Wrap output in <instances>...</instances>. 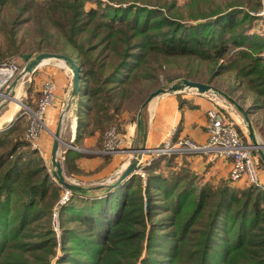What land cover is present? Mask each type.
Instances as JSON below:
<instances>
[{
	"label": "trees",
	"instance_id": "obj_1",
	"mask_svg": "<svg viewBox=\"0 0 264 264\" xmlns=\"http://www.w3.org/2000/svg\"><path fill=\"white\" fill-rule=\"evenodd\" d=\"M108 1L0 0V64L70 46L87 103L79 137L97 132L89 117L111 124L136 111L170 62L197 82L234 77L223 91L241 87L235 99H251L245 110L264 135V34L252 31L251 13L263 0ZM137 175L109 192L72 193L58 208L57 240L63 188L19 126L0 133V264H264V189L185 169L150 172L144 185Z\"/></svg>",
	"mask_w": 264,
	"mask_h": 264
},
{
	"label": "rangeland",
	"instance_id": "obj_2",
	"mask_svg": "<svg viewBox=\"0 0 264 264\" xmlns=\"http://www.w3.org/2000/svg\"><path fill=\"white\" fill-rule=\"evenodd\" d=\"M100 1L103 4H108V3L111 4L112 3V2H109L108 0H100ZM177 2L179 5L183 6L184 3L186 2V0H177ZM95 6L96 5L92 4V3L86 4L87 9L93 8ZM115 6H118V5H115ZM251 13L255 16H258L253 21L252 31L254 33H257V34L258 33L264 34V0H263L262 9H260L258 12H251ZM63 51L67 54V56H69V54L73 53L71 47L68 45L65 46ZM43 52H46V51H43ZM38 53H41V52H38ZM38 53H35L31 56H35ZM10 60H13L18 64V66L20 68V72H21V70L25 66V61L21 57H10ZM45 62H47V64L63 63L62 61H58L55 59H52L50 61H45ZM182 64L183 63H180V62H178V63L177 62H170L169 64L164 66V70L160 71L158 83L154 87L151 88L150 93H151V91H154L157 88H160V87L167 88L172 84L180 82L182 79H188V78H186V75H183L185 73V70L182 72V70H183V68L181 67ZM205 68L206 67L202 68V70L205 71ZM69 72L71 74V71H69ZM17 75H19V73ZM17 75H15V77ZM28 76H29L28 74L21 76L17 80L16 85H12V82L15 80V77H14V79L12 81H10L9 83H7V85H5V87L1 90V93L3 95H6L10 98L16 97L17 101L14 102L11 99L5 98V97L0 98V106H1L0 113L3 116L7 117L8 113L13 112V114H11L10 120H12V121H10V125H8V127L5 126L6 128H4V129H1L0 133L3 134L4 132L7 131L8 128L13 126L14 124L16 126H19L20 134H22L24 136V139L29 144L30 148L35 150L37 152V155L42 158L48 174L51 176L52 180L56 184H58L52 176V172L55 170V168L52 166L50 159H49V157H50L49 149L46 147L43 150V148L40 145V140L42 137V138H45L46 140H49V142L52 143L53 137H52L51 132H54L55 126L59 120V117L54 116V117H52V119H49L48 114L44 113L41 115L40 123L35 121L36 129L38 130L39 134H38L37 138L35 139L37 146L33 148V146L30 144V142L27 141L28 140V129H29L30 124L32 123V120L33 119L35 120V117H37L39 115V114H37L38 113V105H39V102L42 98V93H43V89H44L43 84L44 83H42V84L37 83L35 85L34 83H32V81H28V79H27ZM201 79H202L203 83L210 84L211 86H213L219 90H222V91L223 90L230 91L231 87L235 83V78L231 77L228 74H225L224 77H222V76L211 77L209 74L204 75V76L202 75ZM188 80H191V79H188ZM46 81L53 82L52 78H47ZM82 92H83V87H82V90L80 91V93L76 99V100L79 99V103L78 102L76 103L74 101L75 103L73 105H66V107H64L63 116H62L63 118L61 120V125H60V138H61V140H63V142H66V140L69 139V137L71 136V133H70L71 128L69 126L70 123L72 121L77 122V126H78V124H79V118H78L79 116L78 115L81 113L80 111H83L87 105L85 97H84V95H82ZM191 93H196V91L192 89V90H187V91H183V92L167 93V94L157 96V97L153 98L141 110L140 114L143 115L144 112L146 111V109H148L153 103H155V102H157L163 98H167L168 96L176 95L178 97V100H180V103H182V99L180 98V96H184V95L191 94ZM207 93L213 94L212 92H207ZM240 93H241V87H238L233 92V98L235 99L237 96L240 95ZM213 95L216 97V100H218V102H219L218 106L225 113L227 119H229L231 122H233V127L236 129L237 133H239L241 139L244 142H249L250 140L248 138V131H247L246 125L244 124V121H243L241 114L236 110V108L234 106L230 105L221 96H218L215 94H213ZM250 102H251V100L248 101V105L250 104ZM17 103H18L17 108L14 111H12ZM239 104H240V102H239ZM78 105L81 106V108L83 107V109L79 110ZM140 106L133 113L123 112L122 114L115 115L114 117H116V120H114V122H112L111 124L109 123L110 125L104 123L103 120H102L101 124H96V123H94V121H92V117L88 118L93 123L91 126L89 125V128H91V130L93 129L94 131H97V132H95V134L92 136H86V134L82 133L83 131L80 133L82 134L81 139H84L87 137L91 138V137L97 136V140H96V143L94 146L83 149V150H90L89 152H91L94 156L97 155L98 157H100L101 162L98 163V165H96L94 170H91L90 166L88 168L87 167L80 168L78 166V163H76V160L80 159V158H84L85 154L75 153V155H74L75 157H73L71 160H68V159L66 160L67 156L65 155L66 153L64 154V152L68 146L64 143L59 144L57 158L60 161L62 174L65 177L67 182H71V183H75V184L80 185V186L92 188V187H95L97 185H100L101 183L107 184V182H108V184H109V183H111V181L112 182L114 181L113 179L116 176H118L126 167L120 168L118 166V167L114 168V170H113L114 172H111L112 174L105 172L101 176H99L98 174L94 175V173H98V172L102 171L107 165L111 164L110 158L116 154H119V152H120L119 150H122L121 147L124 146V145H122V142H121L119 147H116L117 148L116 150H118V151L111 152V153H105L104 152L105 151L104 132L108 128H110L111 126H115L117 128V131H119V133L121 134V132H120L121 120H123L124 117H127V116H129L133 120H135L138 117ZM242 106L244 109L247 108L245 103H243ZM250 116L253 117L252 115H250ZM250 116H249V118L251 119ZM256 116H258V117H256V119L257 118L261 119L262 117H264L263 114H259ZM254 118H255V116H254ZM99 127H101V131H100V129H98ZM78 130L79 129L77 128V131ZM120 138L122 139L121 136H120ZM138 144H141V143H138ZM78 147L84 148V146L81 144H78ZM133 151H134V149L123 150L121 152L127 153L131 159ZM91 153L89 155H92ZM176 155L177 154H171V155H161L158 157H154V155H152L147 150L144 151L142 153L143 157H142V163L141 164L144 166L143 172L145 175H144V177L137 175L139 178L142 179V185L145 184L144 180L146 179L147 174L150 172L161 173L165 176H169L172 172L179 171L180 169H185L188 173L195 175L198 179H201L202 182H205L203 180V178L201 177V175H199L198 173L193 171L189 166H184L185 165L184 163H182L180 165L176 161ZM178 155H180V154H178ZM127 164H128V162H127ZM154 164H157V165L159 164V165L156 166ZM137 166H139V163ZM152 166H155V168H153ZM257 167H258V173L260 174V170L264 169V166L261 162H258ZM147 168H149V171L147 170ZM260 180H261V178L259 179V181ZM220 181H222V180H220ZM224 181L228 182L230 186L234 187L228 181V177ZM206 182H208V181H206ZM219 182H217V183H211L210 182V183L217 185ZM126 183H128V182L126 181L123 184H126ZM247 186H249V185H243L242 184V185H239L235 188H243V187H247ZM263 189H264V187H263ZM93 192L94 191H92L90 193L92 194ZM57 207H58V205L56 206V210H54V213L52 214V225H53L54 231L56 232L57 240H59L60 239V225H59V216H58ZM58 255L62 256L63 254H60L58 252Z\"/></svg>",
	"mask_w": 264,
	"mask_h": 264
},
{
	"label": "crops",
	"instance_id": "obj_3",
	"mask_svg": "<svg viewBox=\"0 0 264 264\" xmlns=\"http://www.w3.org/2000/svg\"><path fill=\"white\" fill-rule=\"evenodd\" d=\"M69 71V68L64 63L47 64V62H45L42 63V65H40L33 73L28 74V81H32L35 85L37 83H44L47 78H52L53 80L55 85V100L46 112L49 119H52L54 116H57L60 119V117L63 116V110L66 105H73L75 102L79 103V99L76 100L74 98H70L72 74H70ZM180 98L182 99V103H180V100H178L176 95L163 98L153 103L148 109H146L143 115L140 114L138 116L140 117L142 127L146 132L145 146L147 148L162 145L166 140L174 142L178 140V138L183 137L198 143L206 140V113L207 110L213 106H218V100H216V97L213 94H199L197 92L180 96ZM249 100L251 99H247L244 102L247 107L251 104L250 102L248 105ZM82 108L78 105L79 110ZM252 116L254 117V115ZM138 117L133 120L131 117L127 116L121 120L120 135L122 136V145L124 146L121 147L122 150H119V154L110 158L111 164L107 165L102 171L94 173V175L98 174L101 176L105 172L112 174L111 172H114V168L118 166L120 168L126 167L130 157L127 153L121 151L131 150L138 143H141L142 131L137 127ZM10 119L2 114L0 115V130L6 128L5 126L8 127V125H10V121H12ZM261 124L262 123L259 121L258 126H254L252 122L257 141L264 144V135H262L259 130L262 126ZM69 126L71 128V136L66 140V143L69 145L67 149H65L64 154L66 153L65 155L68 160L75 157V153L85 154V157L77 159L76 163H78L80 168H88L90 166V169L94 170L96 165L101 162L100 157L97 155L94 156L91 152H89L90 150L83 149L94 146L97 136L95 135L96 137L81 139V137L78 136L79 130L77 131V122L72 121ZM78 144L83 145L84 148H79ZM40 145L43 150L47 147L50 152L52 143H50L49 140L41 137ZM90 153L92 155H89ZM176 161L180 165L184 163V166H189L193 171L201 175L204 181L211 183H217L220 180H225L228 177L230 170V162L228 160L219 158L210 160L202 155L177 154ZM258 176L259 179L261 178L260 184L264 187V169L260 170V174L258 173ZM242 184L244 185L243 182L239 181L232 183L231 185L237 187Z\"/></svg>",
	"mask_w": 264,
	"mask_h": 264
},
{
	"label": "built area",
	"instance_id": "obj_4",
	"mask_svg": "<svg viewBox=\"0 0 264 264\" xmlns=\"http://www.w3.org/2000/svg\"><path fill=\"white\" fill-rule=\"evenodd\" d=\"M261 56L264 59V51ZM18 73H20V68L15 61L7 60L0 64V98L2 97L1 90ZM43 86L42 98L38 105L37 114L39 115L35 117V120H32L28 129L27 141L30 142L33 148L37 146L35 139L39 134L35 121L40 123L41 115L46 114L48 108L55 100L54 83L46 81ZM206 114V140L204 142L198 143L183 137L178 138L174 142L166 140L162 145L150 148L147 151L154 155V157L171 154H195L205 156L210 160L217 158L228 160L230 162L228 181L231 184L241 181L244 185H255L263 189L259 181L257 167L259 160L254 147L249 142H244L241 139L239 133L233 127V122L227 119L225 113L219 106H213L207 110ZM120 136L115 126H111L104 132L105 153L118 151L116 147H119L122 142ZM141 163L142 159L139 162L136 174L144 177V166ZM71 195V192L63 189L62 197L59 204H57V211L59 206L69 200ZM54 210H56V207Z\"/></svg>",
	"mask_w": 264,
	"mask_h": 264
},
{
	"label": "water",
	"instance_id": "obj_5",
	"mask_svg": "<svg viewBox=\"0 0 264 264\" xmlns=\"http://www.w3.org/2000/svg\"><path fill=\"white\" fill-rule=\"evenodd\" d=\"M22 59L25 61V66L15 77V80L12 82V85H16L17 80L24 76L25 74H31L33 73L42 63L45 61H50L52 59L62 61L71 71L72 74V84H71V92L70 97L77 99L80 91L82 90L81 86V67L76 63V61L67 55L60 54V53H52V52H41L36 54L35 56H31L30 54H24L22 56ZM195 90L197 93H207L212 92L215 95L221 96L225 101H227L230 105L234 106L236 110L241 114L244 124L246 125L247 131H248V138L250 140V144L254 147L259 159L264 164V144L257 141L256 136L254 134V129L252 122L246 112V110L243 108L241 104L238 103L236 99L228 95L222 90H219L210 84L203 83V82H197L192 81L188 79H182L180 82L170 85L167 88L160 87L152 91L146 99L143 101V103L140 106V110L138 113V116L141 113V110L155 97L167 94V93H178L183 92L187 90ZM82 95H84V90L82 92ZM1 108V106H0ZM62 116L60 117L57 127L54 132H52V146L50 150V160L52 166L55 168V170L52 172V176L55 179V181L58 183L59 186H61L63 189L68 190L69 192L80 194V195H89L90 192L105 189L106 191H112L115 188L121 186L123 183H125L129 178H131L133 175L136 174L137 165L142 159V153L150 148H147L145 146V138H146V132L145 129L142 127V123L140 120V117H138L137 121V127L139 130L142 131L141 133V144H137L133 149L132 152V158L129 160L126 168L114 178V181L111 183H101L100 185H97L95 187H84L77 185L75 183L67 182L65 177L62 174L61 164L58 156V148L60 143H64L67 146L69 145L66 142H63L60 138V125H61Z\"/></svg>",
	"mask_w": 264,
	"mask_h": 264
},
{
	"label": "bare ground",
	"instance_id": "obj_6",
	"mask_svg": "<svg viewBox=\"0 0 264 264\" xmlns=\"http://www.w3.org/2000/svg\"><path fill=\"white\" fill-rule=\"evenodd\" d=\"M4 97H5V98H9V99H11V100L14 101V102L17 101L16 97H13V98L11 97V98H10V97H8V96L2 94V98H4ZM17 106H18V103L16 104V106L13 108L12 111H14V110L17 108ZM12 113H13V112L8 113V115H7V118H8V119L11 118V114H12ZM116 173H117V172H116ZM115 176H116V175H115ZM112 177H113V176H112ZM113 178H114V177H113ZM113 180H114V179H113ZM111 182H112V181H111ZM107 183H108V182H107Z\"/></svg>",
	"mask_w": 264,
	"mask_h": 264
}]
</instances>
